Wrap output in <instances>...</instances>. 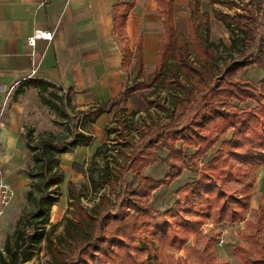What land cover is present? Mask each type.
<instances>
[{"label":"trees","instance_id":"trees-1","mask_svg":"<svg viewBox=\"0 0 264 264\" xmlns=\"http://www.w3.org/2000/svg\"><path fill=\"white\" fill-rule=\"evenodd\" d=\"M211 2L230 8L237 6L234 0ZM159 4L165 34L149 78L137 80L116 97L91 105V113L93 122H96L103 113L112 112L118 98L150 87L156 89L158 84L183 93L177 101L181 110L177 113L175 109L159 104L170 113L169 122L157 121L147 126L133 150L131 163L126 160L114 177L113 197L102 196L94 211L81 204L73 182H68V195L74 208L61 236H54V224L49 218L61 195L58 185L65 177L60 167L61 160L55 155L71 152L79 146H89L94 136L78 129L79 115H75L69 142L57 144L41 139L34 146L27 142L39 163V171L35 174L38 178L36 190L28 192L34 208L19 217L13 237L6 240L4 252H0V264H37L33 260L42 251L43 242H46L51 256L47 264H162L163 261L178 264L181 258H176L168 250H181L192 234L200 233L209 218L217 223L243 219L254 196V167L264 165V78L256 83L238 77L236 73L256 63L255 54L239 59L233 57L219 64L216 51L211 43L204 41L197 22L199 18L209 22L212 15L232 32L231 15L217 9L212 14L201 11L199 2L190 0L189 34L185 36L174 25L175 0H159ZM133 5H128L127 12ZM243 6L244 11L251 9L246 4ZM244 11L234 16L237 26H241L246 40H256L263 45L255 16ZM127 12L119 16L120 22ZM138 49L137 67L143 70L142 41ZM192 49L197 53L195 59L191 58ZM129 61L127 58L125 63ZM220 71L222 78L227 77V80L213 86L212 76ZM33 81L27 83L37 84L42 92L54 87L44 80ZM251 99L260 107L232 104V101L243 104ZM223 106H227V111L220 109ZM65 115L70 117L67 113ZM115 116L119 121L122 113H115ZM230 129H234L232 138L224 140L214 157L197 170L196 178L177 192V198L169 209L160 211L149 202L157 189L178 179L184 170L193 171L198 160ZM31 137L32 133L28 135L29 139ZM177 141L194 146L196 152L178 149ZM104 145L106 143L99 146L93 155H98ZM161 147L169 151L167 159L171 161L172 168L163 179L155 180L144 175L143 170L160 159L158 150ZM80 165L74 162L73 168L83 172ZM129 171L137 181L135 187L126 180ZM100 178L104 179L102 182L109 181L105 177ZM91 181L96 186L95 178ZM258 211L264 217V207L260 206ZM260 264H264V260Z\"/></svg>","mask_w":264,"mask_h":264},{"label":"rangeland","instance_id":"rangeland-1","mask_svg":"<svg viewBox=\"0 0 264 264\" xmlns=\"http://www.w3.org/2000/svg\"><path fill=\"white\" fill-rule=\"evenodd\" d=\"M193 1H198L200 10L208 11L210 14L217 9L231 15L234 29L232 32L212 15L209 22L199 18L198 29L203 33L204 41L212 44L221 65L233 57L239 59L254 53L256 63L239 69L236 76L259 83L264 78V0H234L237 6L233 8L221 3L214 4L211 0ZM187 2L188 0H180L178 14L175 15V26L185 36L189 34L187 17L190 10ZM243 4L248 5L251 8L248 11L255 16L257 32L263 45L258 44L256 40H246L241 26H237V19L234 16L237 12L244 11ZM246 19L249 21V18ZM149 24L157 25V30L162 31L160 15L155 10L150 14V22L142 27L146 34L149 32ZM196 55L192 49L191 58L195 59ZM153 68L154 66L149 63L140 71L135 63L128 66L127 85H133L137 80L148 79ZM222 77V71L212 76L213 86L219 81L227 80V77ZM153 89L154 87H150L136 91L134 95L118 98L112 112L107 113L104 120L98 121V118L96 122H93L94 115L91 113L93 108L89 104L76 102L70 92L56 86L42 92L37 84L26 87L15 85L6 93L0 94V160L3 162L7 178L16 191L7 212L0 218V252H4L6 240L13 237L19 217L34 208L33 200L28 198V192L36 190L35 183L38 178L35 174L39 171V163L27 142L32 146L38 144L41 139L57 144L69 142L74 125L72 117L75 115H79L78 129L94 136L89 146L77 147L71 152L55 155L61 160L60 167L64 170L65 177L58 185L61 195L59 202L53 206L49 218L54 224V236H61L66 220L73 215L74 208L68 195V182H73L81 204L87 210L94 211L102 196L113 197L114 177L120 172L126 160L131 163L133 150L136 149L141 135L148 129L147 126L157 121L169 122L170 113L159 104L175 109L177 113L181 110L177 101L183 95L182 92L172 87H162L161 84ZM232 104L241 107H260L253 99L243 104L232 101ZM220 109L227 111L228 108L223 106ZM65 112L70 117L65 115ZM118 112L122 113L121 121H117L115 116ZM30 133L32 137L29 139ZM233 133L234 129L226 131L207 154L198 160L193 171L184 170L178 179L157 189L149 198V202L160 211L169 209L177 198V192L196 178L197 170L202 168L204 162L214 157L222 142L231 139ZM105 143L100 153L94 156L96 149ZM175 145L189 153L196 152L194 146H188L182 141L175 142ZM158 153L160 159L143 170L144 175L155 180L163 179L172 168L171 161L167 159L169 151L161 147ZM74 162H79L84 171L75 170ZM253 173L256 177L252 187L254 196L250 207L245 209L243 219L217 223L213 218H209L202 225L200 233L192 234L181 250L177 251L174 248L168 250V253L174 254L176 258H181L178 264H260V261L264 260V217L258 211L260 206L264 207V165L254 167ZM99 177H105L109 181L102 182L104 179ZM92 178H95L96 186L93 185ZM126 180L134 187L137 185L132 171L126 174ZM42 246L43 249L35 256L34 263L47 264L51 259L46 242H43ZM162 264L169 263L163 261Z\"/></svg>","mask_w":264,"mask_h":264},{"label":"crops","instance_id":"crops-1","mask_svg":"<svg viewBox=\"0 0 264 264\" xmlns=\"http://www.w3.org/2000/svg\"><path fill=\"white\" fill-rule=\"evenodd\" d=\"M130 3L134 5L127 12ZM179 3L175 0L174 25ZM159 7V0H0V94L15 85L35 84H28L30 80H44L70 92L80 104L116 97L129 86L126 68L134 63L137 67L140 41L144 69L157 63L165 34ZM152 10L160 15L162 31L149 24L146 34L142 27L150 22ZM45 29L53 32L51 40L38 38L34 46L28 44L29 36Z\"/></svg>","mask_w":264,"mask_h":264},{"label":"built area","instance_id":"built-area-1","mask_svg":"<svg viewBox=\"0 0 264 264\" xmlns=\"http://www.w3.org/2000/svg\"><path fill=\"white\" fill-rule=\"evenodd\" d=\"M38 38L51 40L53 32L50 30H36L35 33L28 37L27 42L29 45L34 46ZM15 187L7 178L3 165L0 162V218L7 212L14 196Z\"/></svg>","mask_w":264,"mask_h":264}]
</instances>
